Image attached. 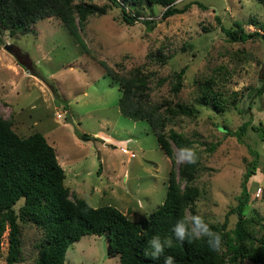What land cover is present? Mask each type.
<instances>
[{"label": "rangeland", "instance_id": "374dc122", "mask_svg": "<svg viewBox=\"0 0 264 264\" xmlns=\"http://www.w3.org/2000/svg\"><path fill=\"white\" fill-rule=\"evenodd\" d=\"M187 2L191 3L184 11L165 18L161 17L165 6L128 3L140 17L156 20L152 28L141 20L127 23L120 8L110 4L105 13L89 15L79 29L85 46L56 15L39 19L23 32L1 30L0 114L20 135L44 134L64 168V183L90 205L112 204L134 220L145 218L163 201L171 169L183 186L181 163L176 162L180 151L174 146L169 157L147 119H131L120 112L118 82L99 61L122 73L143 65L154 73L152 100L166 98L196 110L193 115L177 114L166 127L192 138L200 156L196 208L212 222L221 223L226 216L230 234L221 249L230 253L231 229L237 220L231 209L253 159L258 166L247 182L243 214L252 218L256 235L264 224V135L248 127L241 142L224 128L235 129L245 120L264 127V91L255 93L264 81V0H176L175 5ZM234 20L241 21L246 32L257 34L232 40L221 26L234 28ZM159 51L170 54L165 63L154 60ZM181 67L183 84L173 93L171 75ZM204 89L207 102L199 103ZM214 100L221 109L215 108ZM67 111L73 123L66 120ZM78 132L96 138L83 139ZM22 202L20 198L14 204L16 212ZM185 213L190 217L187 208ZM18 222L20 256L15 264H32L43 232L32 220ZM7 236L8 228L1 238L0 264L6 262ZM64 264L120 262L118 254H107L105 234L92 233L68 245ZM239 264L260 263L246 258Z\"/></svg>", "mask_w": 264, "mask_h": 264}, {"label": "trees", "instance_id": "16d2710c", "mask_svg": "<svg viewBox=\"0 0 264 264\" xmlns=\"http://www.w3.org/2000/svg\"><path fill=\"white\" fill-rule=\"evenodd\" d=\"M176 0H110L101 4L89 0H0V31L7 29L10 34L25 31L30 25L41 18L56 15L77 42L84 45L79 29L83 28L89 15L105 13L110 4L120 8L121 17L127 23L141 20L147 28H152L156 20L151 16L140 17L137 10H130L127 4L147 7L151 4L165 6L161 17L184 11L191 2L181 7L175 5ZM200 6L201 2L196 1ZM235 27L221 26L232 40H245L257 34L246 32L239 20H234ZM2 39L0 36V45ZM150 56V55H149ZM170 54L157 52L155 61L165 63ZM151 57V56H150ZM107 74L118 82L121 94L118 98L120 112L131 119H147L156 135L159 147L172 157L173 147L180 152L184 148H193L197 154L195 164L181 163L179 175L184 179L180 186L174 169L168 174L163 201L149 212L148 216L134 220L112 204L90 205L83 197L75 194L64 183L65 171L58 162L54 146L48 142L40 131L20 135L12 127L9 118L0 114V253L1 238L8 228L7 253L5 264H15L20 256V226L18 219L32 220L41 227L42 237L37 242V253L32 264H64L68 245L84 234H105L107 254H118L120 264H164L166 256L174 257L175 264H239L248 258L264 264V224L259 235L255 234L252 218L243 214L249 198L247 182L255 173L257 160L248 162L241 180V191L237 195V203L231 211L237 214L235 225L231 229L233 245L230 250L212 251L206 239L191 243L177 240L172 232L176 222L186 216L200 214L213 231L221 235L222 241L228 240L229 230L226 229V216L223 222L217 223L207 219L196 208V199L200 189L195 184L200 156L192 138L180 130L166 127L177 114L193 115V106L178 102L172 103L166 98L154 101L150 95L154 73L146 70L143 65L134 66L124 73L110 68L100 60ZM117 66L121 67L119 64ZM183 67L173 70L170 79V90L177 93L182 86ZM168 77H158L161 83ZM264 91V81L256 86L255 93ZM204 89L199 103L207 102ZM215 108L221 109L219 101L214 100ZM248 127L264 135V127L243 121L235 129L225 127V132L235 135L243 142ZM83 139L96 138L86 132H78ZM71 196V197H70ZM23 198L18 211L14 204ZM252 225V226H251ZM159 236L163 241L171 239V248L159 259L145 256L148 241Z\"/></svg>", "mask_w": 264, "mask_h": 264}, {"label": "clouds", "instance_id": "9594fccd", "mask_svg": "<svg viewBox=\"0 0 264 264\" xmlns=\"http://www.w3.org/2000/svg\"><path fill=\"white\" fill-rule=\"evenodd\" d=\"M177 164L180 163H190L195 164L197 162V154L193 148L181 149L179 156L177 157ZM172 232L177 240L189 243L206 239L208 247L214 251L219 252L222 247L221 235L209 226L205 222L204 218L200 214H195L190 217L185 216L184 218L178 220L172 228ZM148 248L145 250L144 255L150 256L152 259L156 260L165 252L166 247L171 248L172 241L169 238L163 241L159 236H154L148 242ZM164 264H175L174 257L166 256L164 259Z\"/></svg>", "mask_w": 264, "mask_h": 264}, {"label": "water", "instance_id": "95a60500", "mask_svg": "<svg viewBox=\"0 0 264 264\" xmlns=\"http://www.w3.org/2000/svg\"><path fill=\"white\" fill-rule=\"evenodd\" d=\"M5 44V43H4ZM8 44H6L5 46H7ZM66 120L69 122V123H73V120H72V116L70 114L69 111L66 112Z\"/></svg>", "mask_w": 264, "mask_h": 264}, {"label": "crops", "instance_id": "0c3cea01", "mask_svg": "<svg viewBox=\"0 0 264 264\" xmlns=\"http://www.w3.org/2000/svg\"><path fill=\"white\" fill-rule=\"evenodd\" d=\"M121 141H123V140H121ZM63 167V166H62Z\"/></svg>", "mask_w": 264, "mask_h": 264}, {"label": "built area", "instance_id": "2783aa9c", "mask_svg": "<svg viewBox=\"0 0 264 264\" xmlns=\"http://www.w3.org/2000/svg\"><path fill=\"white\" fill-rule=\"evenodd\" d=\"M60 115V114H59Z\"/></svg>", "mask_w": 264, "mask_h": 264}]
</instances>
